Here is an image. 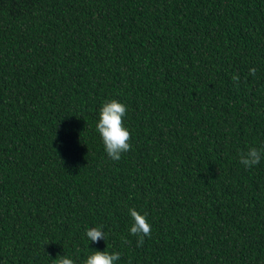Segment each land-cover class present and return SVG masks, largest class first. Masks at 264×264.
<instances>
[{
  "label": "trees",
  "instance_id": "trees-1",
  "mask_svg": "<svg viewBox=\"0 0 264 264\" xmlns=\"http://www.w3.org/2000/svg\"><path fill=\"white\" fill-rule=\"evenodd\" d=\"M112 99L131 135L118 161L96 131ZM251 147L264 0H0V264H264ZM129 208L151 225L142 247Z\"/></svg>",
  "mask_w": 264,
  "mask_h": 264
},
{
  "label": "clouds",
  "instance_id": "clouds-1",
  "mask_svg": "<svg viewBox=\"0 0 264 264\" xmlns=\"http://www.w3.org/2000/svg\"><path fill=\"white\" fill-rule=\"evenodd\" d=\"M255 74V68L249 70V75L255 76ZM232 79L238 83L240 77L239 75H234ZM126 113L127 106L115 99L105 101L100 108L96 131L102 138L107 156L114 161L120 160L122 154L127 153L131 149L129 143L131 135L123 124V118ZM262 159H264V148L251 147L247 151L241 152L239 156V161L245 168H252L258 165ZM129 214L132 219L130 234L138 237L137 246L142 247L145 243V237H151V225L147 220V215L140 214L135 208H129ZM85 234L87 239L93 243H99L100 240L106 241L107 239L103 226L87 228ZM127 242V240H124V243ZM118 260H120L119 252L110 253L108 250H94L92 254L87 256L83 264H115ZM53 261L55 264H74L73 259L67 255L59 256Z\"/></svg>",
  "mask_w": 264,
  "mask_h": 264
}]
</instances>
